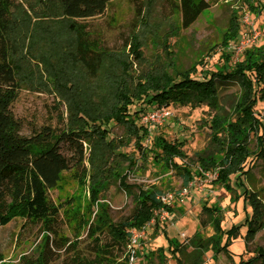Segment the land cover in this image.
<instances>
[{
	"label": "trees",
	"instance_id": "16d2710c",
	"mask_svg": "<svg viewBox=\"0 0 264 264\" xmlns=\"http://www.w3.org/2000/svg\"><path fill=\"white\" fill-rule=\"evenodd\" d=\"M111 1L40 0L42 9L38 13L57 17L59 24L56 29L59 28L60 36L67 39L59 64L53 71L56 90L67 105L65 122L60 118L61 127L44 124L32 129L29 135L22 134L21 122L13 111L5 102L0 106V226L20 217L26 222L39 223L47 232L42 248L34 256H19L15 264H54V250L47 245L48 233L54 232L60 208L50 200L48 191L58 185L63 172H71L77 180H87L93 203L112 180H118L120 188L131 197L132 210L116 222L107 215H98L96 219L87 221V251L78 249L79 241L67 246L65 242L55 243L56 251L73 250L72 256L62 264H126L128 230L142 227L150 220L154 209L164 206L170 210V207L158 199L159 193L154 186L144 188L126 184V177L135 162L125 158L127 165L123 170L120 166L123 162H119L117 157L121 156L123 161L125 155L115 151L132 142L143 153L145 147L142 142L149 136L145 126L137 122L139 114L148 105L168 107L170 104L208 107L211 116L204 125L214 149L210 153H195L197 167L193 170L182 161L185 158L184 140L168 141L159 134L153 139L154 157L175 170L183 185L195 173L200 175L210 171L215 172L212 183L230 191V178L235 175L237 186L242 188L235 197H241L250 207L242 223L232 224L225 230L221 224L222 214L216 207L203 204L198 213L199 224L204 226L207 221L214 230L205 243L197 238L198 249L209 243L216 252L231 256L228 248L230 239L239 232L240 226H245L243 237L247 240L264 227L263 204L244 184L245 176L251 171V166H246L248 159L264 160V115L259 117L254 112L257 100L264 99V47L243 50L242 58L232 61L228 43L236 40L240 30L239 16L234 12L219 43L223 62L214 71H205L202 77H198L196 66L192 65L171 77L162 65L156 63L133 73L129 57L132 55L137 62L143 60L144 23L125 41L130 48L120 59L123 53L114 57L115 51L105 46L102 36L91 29L87 21L105 14ZM129 1L136 18L144 20L153 0ZM218 1L162 0V3L171 10H178L180 26L187 28L202 11ZM240 1L249 10L264 15V1ZM29 17L22 7L15 4V0H0V85L12 91L22 84H32L37 77V70L25 54L23 45V37L30 28ZM44 29V36L48 33L59 45L58 36L49 28ZM171 32L175 34L178 30L172 28ZM38 60L46 70L52 65L43 55H39ZM107 60L110 63L105 68ZM102 69L107 71L104 91L94 86ZM229 82L237 85L239 93L232 108L226 111L220 107L218 86ZM134 103L140 106L130 111ZM111 122L121 127L120 137L107 139L103 127ZM64 147L72 155L64 154ZM168 242L167 250L177 256L185 249L182 244ZM199 259L200 253L191 258L190 264H198ZM176 263H179L178 257ZM0 264L11 263L2 261L0 257Z\"/></svg>",
	"mask_w": 264,
	"mask_h": 264
},
{
	"label": "rangeland",
	"instance_id": "374dc122",
	"mask_svg": "<svg viewBox=\"0 0 264 264\" xmlns=\"http://www.w3.org/2000/svg\"><path fill=\"white\" fill-rule=\"evenodd\" d=\"M152 3L145 13L144 20L136 18L134 7L129 0H112L105 14L87 19L91 29L102 36L105 46L112 52L115 51L114 57L117 58L119 53H123L120 59L130 48V44L125 41L136 30H140L144 23L146 31L141 47L143 60L137 62L132 55L129 57L133 73L156 63L162 65L171 77L192 65L196 66L198 77H202L205 71H214L215 67L223 62L224 55H221L219 43L222 32L227 28L229 18L234 12L239 16L240 30L236 40L228 43L232 61L236 58L240 60L243 55L240 51L236 53V47L231 46L238 40H242L243 50L264 47V15L249 10L240 0H219L202 11L187 28L180 26L181 16L178 10L166 7L162 0H153ZM15 4L30 15V28L23 37V45L25 54L37 70V77L32 84H22L13 91L5 85H0V106L5 102L20 120L21 133L29 135L32 129H38L44 124L61 127L60 118L65 122L67 105L56 90L53 71L56 64H59V56L67 39L60 36L59 28L56 29L59 24L57 17L38 13L42 9L40 0H15ZM44 28H49L58 36L59 45L48 33L45 34L46 37L44 36L46 32ZM172 28L178 32L172 33ZM39 55L47 57L51 62L52 65L47 67V70L39 62ZM109 63V60L105 61V68ZM106 72V69H102L98 74V80L94 82V86L100 91L105 89L103 82L106 79ZM218 89L220 107L226 111L230 110L239 93L237 85L232 82L224 83L220 84ZM139 106L138 103H134L130 106V111ZM144 108L147 112L156 107L148 105ZM167 108L171 113L162 124L152 127L151 132L147 130L149 137L142 142L145 147L143 153L132 142L115 151L126 156L123 157V161L121 156L117 157L119 162H123L120 165L123 170L127 160L135 162V166L126 177V184L144 188L154 186L159 194L178 192L184 185L181 176L175 170L167 168L154 157L155 136L160 134L168 141L184 140L185 158L182 161L193 170L197 167L194 162L195 153H210L214 149L209 141L207 126L204 125V121L211 116V111L206 105L190 107L170 104ZM145 111L139 114L138 124H142V115ZM254 112L259 117L264 115V99L257 100ZM103 128L107 133V139L118 138L122 134L121 127L112 122ZM63 153L67 156L72 155L65 147ZM88 155L89 148L86 151V156ZM248 164L251 171L245 176L244 184L258 196L264 207V160L252 157L248 159L246 166ZM198 177L199 174L195 173L192 179ZM212 179L213 177L201 178L202 183L193 186L186 195L176 196L169 205L171 219L166 223L149 227L146 235L140 239L139 260L134 264H190L191 258L199 253L198 264L238 262L264 264V227L257 231L253 238L247 240L243 237L245 226H240L239 232L230 239L228 248L231 256L224 252H216L209 247V243L200 250L196 246L198 237L205 243L214 233L211 223L206 221L204 226L199 224L198 213L203 204L214 206L221 212L224 230L232 224L242 223L245 215L250 212L249 205L241 197H235L242 191L236 184L235 175L230 178L232 186L230 191L214 185ZM48 197L60 208L59 218L53 227L54 232L48 233L47 245L54 250V264H62L72 256L73 251L72 249L56 251L55 243L65 242L67 246L79 241L78 249L87 251L86 246L89 242L85 237L87 221L96 219L98 215H107L112 222H116L129 215L132 210L131 197L120 188L118 180H112L93 203L89 196L87 180H77L71 172L62 173L61 181L54 189L48 191ZM45 236L47 232L39 223L26 222L20 217L12 219L5 226H0L2 261L15 264L21 255L34 256L42 248ZM168 240L176 245L182 244L185 249L177 256L170 249L167 250ZM176 257L179 258V263H176Z\"/></svg>",
	"mask_w": 264,
	"mask_h": 264
},
{
	"label": "built area",
	"instance_id": "2783aa9c",
	"mask_svg": "<svg viewBox=\"0 0 264 264\" xmlns=\"http://www.w3.org/2000/svg\"><path fill=\"white\" fill-rule=\"evenodd\" d=\"M243 42L242 40H238L236 43H233L231 46L236 47L237 51L242 52ZM230 49V45L228 46ZM237 60V58L235 59ZM170 111L167 107H156L153 108L142 115V124L145 126L146 130L149 132L152 131V127L156 125L162 124V122L170 115ZM215 178V172H202L197 179H191L184 185L178 192H166L164 194H158V199L162 202L163 205L169 206L171 202L178 197H182L186 195L189 190L196 186L198 183L201 184V178ZM171 219V212L166 207L162 206L160 208L154 209L152 216L148 222H146L140 228H130L128 230L129 238L127 245V257L126 264H134L136 263L138 258V247L140 246V239L146 235L147 229L151 226L160 225L168 222Z\"/></svg>",
	"mask_w": 264,
	"mask_h": 264
}]
</instances>
